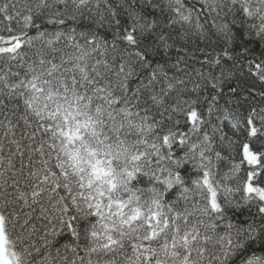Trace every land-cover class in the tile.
I'll return each instance as SVG.
<instances>
[{"label":"snow or ice","instance_id":"snow-or-ice-1","mask_svg":"<svg viewBox=\"0 0 264 264\" xmlns=\"http://www.w3.org/2000/svg\"><path fill=\"white\" fill-rule=\"evenodd\" d=\"M0 264H264V0H0Z\"/></svg>","mask_w":264,"mask_h":264},{"label":"trees","instance_id":"trees-1","mask_svg":"<svg viewBox=\"0 0 264 264\" xmlns=\"http://www.w3.org/2000/svg\"><path fill=\"white\" fill-rule=\"evenodd\" d=\"M234 219L243 220V219H245V217L244 216H237ZM257 254H261V253H259V251H258Z\"/></svg>","mask_w":264,"mask_h":264}]
</instances>
